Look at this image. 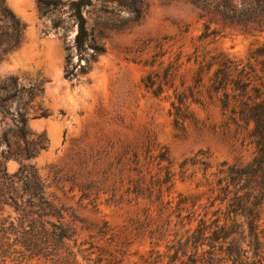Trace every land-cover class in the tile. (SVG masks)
<instances>
[{
	"label": "rangeland",
	"instance_id": "obj_1",
	"mask_svg": "<svg viewBox=\"0 0 264 264\" xmlns=\"http://www.w3.org/2000/svg\"><path fill=\"white\" fill-rule=\"evenodd\" d=\"M68 1L0 0V137L5 134L0 151L13 143L23 145L13 133L18 115L24 117V128L30 133L27 141L45 139L44 148L27 159L0 161L8 174L19 163L31 164L45 184V194L65 209L62 220L76 232L80 222L71 221L70 213L87 224L105 221L129 255L149 248L162 251L170 231L160 240L150 237L149 230L164 213L158 215L146 199L134 200L130 195L129 202L125 196L116 200L126 186L127 173L126 166L121 169L117 163L119 154L126 150L128 157L136 151L142 157L149 142L164 146L173 175L170 192L163 199H172L173 205L177 194L196 196L197 211L207 210L205 218L211 219L214 207H207L204 178L212 177L209 174L220 161L244 164L252 147L241 143L237 132L221 126L215 104H190L186 111L193 119L174 127L168 100L154 97L141 79L150 71H160L178 49L182 60L195 50L243 58L264 40V31L252 36L236 25L210 24L213 33L199 37L204 31L202 20L183 0H91L82 9L87 32L84 46L97 45L102 51L84 71L81 66L91 49L87 46L82 56L83 51L73 44L76 26ZM139 4L144 11L139 20H133L129 9ZM190 159L205 161L209 167L191 164ZM182 161L186 164L181 170ZM81 180H92L98 189L92 202L78 199L76 183ZM114 186L120 190L108 199ZM15 217L11 208L2 207L0 218ZM259 240L264 241V232ZM5 263L48 264L17 253L6 256Z\"/></svg>",
	"mask_w": 264,
	"mask_h": 264
},
{
	"label": "trees",
	"instance_id": "obj_2",
	"mask_svg": "<svg viewBox=\"0 0 264 264\" xmlns=\"http://www.w3.org/2000/svg\"><path fill=\"white\" fill-rule=\"evenodd\" d=\"M183 1L202 20L204 31L199 37L213 33L210 24L236 25L252 36L264 31V0ZM90 4L91 0L67 2L76 26L75 48L83 51L82 56L87 46L91 49L81 66L84 71L90 69L89 64L102 51L97 45L84 46L87 32L82 9ZM143 11L140 4L129 9L133 20H139ZM195 52L182 60V51L178 49L167 58L165 66L161 67L162 61L157 62L160 71H150L141 82L154 97L162 95L168 100V114L174 127L193 119L186 111L190 104H215L221 126L237 132L241 143L252 147V155L244 164L220 161L209 174L212 177L204 178L207 207H214L211 219L205 218L207 210L201 214L197 211L200 204L196 196L177 194L173 205L172 199H163L170 192L173 173L167 149L158 143L146 144L142 157L136 151L125 157V150L117 158L121 169L126 166L127 173L126 186L116 200L125 196L124 200L129 202L131 195L134 200L141 198L153 203L158 215L164 213V218L149 230L150 237L161 240L166 231L171 235L165 240L164 250L149 248L133 255L127 253L125 243L105 221L87 224L70 213L71 221L80 222L79 232L64 222L65 209L45 194V184L31 164L19 163L18 169L8 174L0 161V211L7 206L16 213L15 219L0 218V264H10L5 263V257L11 253L26 254L48 264H264V241L259 240L264 232V40L243 58L222 52ZM189 62L191 65L183 69ZM70 73L69 70L66 75ZM18 116L19 124L13 133L23 145H6L0 151L1 159H27L45 146L42 136L26 140L30 133L24 128V117ZM4 135L1 134L0 141H5ZM196 162L204 169L209 167L205 161L190 159L191 164ZM185 164L186 161L181 162V170ZM121 182L120 179V187ZM76 186L79 200L96 199L98 189L92 180L78 181ZM120 187H112L108 199H113ZM133 222L136 228L140 226L137 220Z\"/></svg>",
	"mask_w": 264,
	"mask_h": 264
}]
</instances>
